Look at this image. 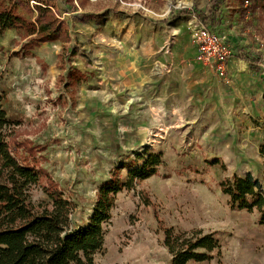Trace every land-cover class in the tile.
<instances>
[{
    "label": "rangeland",
    "instance_id": "rangeland-1",
    "mask_svg": "<svg viewBox=\"0 0 264 264\" xmlns=\"http://www.w3.org/2000/svg\"><path fill=\"white\" fill-rule=\"evenodd\" d=\"M83 2L60 6L72 12L70 38L30 56L21 52L22 34L0 37V99L23 136L46 149L47 170L77 205V225L88 222L114 174L125 179L163 151L157 175L118 195L95 264H171L161 226L219 234L222 250L189 264H264L260 216L230 207L220 188L234 174L264 177V80L251 73L264 58V11L248 4V23L238 0L222 5L217 30L237 57L252 59L232 60L226 87L197 60L192 38L191 21L210 0ZM32 193L35 203L48 200L42 187Z\"/></svg>",
    "mask_w": 264,
    "mask_h": 264
},
{
    "label": "trees",
    "instance_id": "trees-1",
    "mask_svg": "<svg viewBox=\"0 0 264 264\" xmlns=\"http://www.w3.org/2000/svg\"><path fill=\"white\" fill-rule=\"evenodd\" d=\"M59 2L0 0V37L10 30L22 34L27 39L20 48L24 56H30L43 43L69 39L71 24L67 15L72 12L60 6L76 5L74 0L56 4ZM246 2L259 13L264 11V0H238L237 13L242 17L251 13L252 7L244 6ZM224 3L225 0H210L208 12L198 16L209 24L221 23ZM78 15L86 20L87 14ZM246 21L252 22L251 18ZM67 51L73 55L76 52L74 47ZM69 75L74 76V72ZM77 75L83 76L79 71ZM22 127L20 120L10 117L0 99V264H95V255L106 243V226L111 223L118 195L135 182L157 175L166 164L163 151L149 153L140 165L130 168L125 179L114 174L99 188L88 222L77 225L73 221L77 205L47 170L43 156L46 149L24 137ZM36 187L44 189L47 201H33ZM220 188L230 207L256 213L264 227V177L234 174L226 177ZM160 230L165 235L164 246L171 255V264L203 263L222 250V240L215 232L177 230L174 226H161Z\"/></svg>",
    "mask_w": 264,
    "mask_h": 264
},
{
    "label": "built area",
    "instance_id": "built-area-1",
    "mask_svg": "<svg viewBox=\"0 0 264 264\" xmlns=\"http://www.w3.org/2000/svg\"><path fill=\"white\" fill-rule=\"evenodd\" d=\"M249 2H246L244 6ZM251 18V13L240 15L241 22H245ZM247 22V21H246ZM193 27L194 43L197 49V60L204 63L211 70L214 82L218 85L226 86L232 85L231 82V72L230 63L237 56L236 46L227 36L223 37L221 33L217 30L218 24L206 23L202 18L195 17L191 21ZM212 25V26H211ZM248 30V29H247ZM238 62L242 65L243 63L252 62L249 57L242 56L237 57ZM253 66L256 68L251 72L253 76L260 77L264 80V58H259L257 61L252 62ZM239 67V66H238ZM242 71L244 67H239Z\"/></svg>",
    "mask_w": 264,
    "mask_h": 264
},
{
    "label": "bare ground",
    "instance_id": "bare-ground-1",
    "mask_svg": "<svg viewBox=\"0 0 264 264\" xmlns=\"http://www.w3.org/2000/svg\"><path fill=\"white\" fill-rule=\"evenodd\" d=\"M131 103V102H130Z\"/></svg>",
    "mask_w": 264,
    "mask_h": 264
}]
</instances>
